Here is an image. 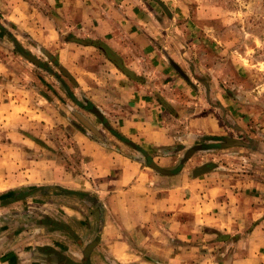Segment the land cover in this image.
<instances>
[{"label": "rangeland", "instance_id": "1", "mask_svg": "<svg viewBox=\"0 0 264 264\" xmlns=\"http://www.w3.org/2000/svg\"><path fill=\"white\" fill-rule=\"evenodd\" d=\"M50 2L0 0L2 219L44 216L95 232L102 195L92 182H76L94 176L93 141L168 173L187 161L193 175L212 170L227 185H264V0H145L159 16L155 42L173 47L175 72L158 70L151 80L118 47L132 38L70 33L45 17ZM144 104L160 106L168 145L145 150L125 135ZM200 116L221 130L183 133L190 117Z\"/></svg>", "mask_w": 264, "mask_h": 264}, {"label": "crops", "instance_id": "2", "mask_svg": "<svg viewBox=\"0 0 264 264\" xmlns=\"http://www.w3.org/2000/svg\"><path fill=\"white\" fill-rule=\"evenodd\" d=\"M52 1L46 5L51 13L45 14L51 24L57 20L68 32L98 40L130 37L133 43L118 47L132 69L150 80L158 70L175 74L168 58L173 47L155 42L152 32L160 28L159 16L154 18L157 12L145 0ZM157 104L140 107L142 119L130 120V132L124 129L145 150L168 145L171 139L159 125ZM191 118L183 133L221 130L207 116ZM87 143L96 148L89 152L94 176L76 182H92L102 195L103 215L95 232L69 220L43 216L21 222L19 215L0 216V264H264L263 184L258 190L227 185L212 170L193 175L187 161L160 173L132 154Z\"/></svg>", "mask_w": 264, "mask_h": 264}, {"label": "water", "instance_id": "3", "mask_svg": "<svg viewBox=\"0 0 264 264\" xmlns=\"http://www.w3.org/2000/svg\"><path fill=\"white\" fill-rule=\"evenodd\" d=\"M27 57H28L31 61L35 62L36 64H39L38 61H36L35 59L31 58L30 56H27ZM93 111L97 113V111H95L94 109H93ZM98 115H99V114H98ZM148 164H149L150 167H152L153 169H155V170H157V171H159V172H161V173H167V172H168L167 170H164L163 168L159 167V166H158L157 164H155L153 161H149Z\"/></svg>", "mask_w": 264, "mask_h": 264}, {"label": "trees", "instance_id": "4", "mask_svg": "<svg viewBox=\"0 0 264 264\" xmlns=\"http://www.w3.org/2000/svg\"><path fill=\"white\" fill-rule=\"evenodd\" d=\"M109 56L112 58V60L115 63V65L117 67H119L125 74H127L128 76H131V77L133 76V74L130 71L126 70L120 63L117 62V58L116 57H114V56H112L110 54H109Z\"/></svg>", "mask_w": 264, "mask_h": 264}]
</instances>
